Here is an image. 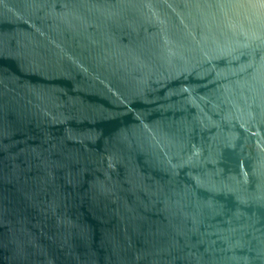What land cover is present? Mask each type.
<instances>
[{"label": "water", "instance_id": "1", "mask_svg": "<svg viewBox=\"0 0 264 264\" xmlns=\"http://www.w3.org/2000/svg\"><path fill=\"white\" fill-rule=\"evenodd\" d=\"M0 264H264V0H0Z\"/></svg>", "mask_w": 264, "mask_h": 264}]
</instances>
